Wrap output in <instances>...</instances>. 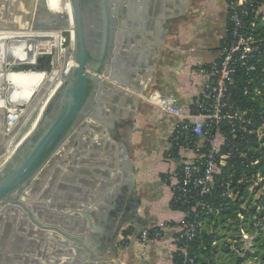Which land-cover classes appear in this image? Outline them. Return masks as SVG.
<instances>
[{
  "label": "water",
  "instance_id": "95a60500",
  "mask_svg": "<svg viewBox=\"0 0 264 264\" xmlns=\"http://www.w3.org/2000/svg\"><path fill=\"white\" fill-rule=\"evenodd\" d=\"M69 2L70 14L49 11L42 0H0V28L63 30L66 43L71 30L73 45L64 56V62L70 56L73 59L72 66L63 73L61 86L35 129L0 169V264L94 261L86 245L88 232L93 230L92 221L100 218L99 211L112 210L122 182L119 151L114 147L119 141L113 133L115 113L107 116L105 110H113L115 104L129 98L119 85L130 86L133 76L141 74L137 70L150 56L143 40L153 42L158 38L166 6L170 4L177 10V3H184L106 1L107 16L110 12L119 15L120 26L113 44L110 27L106 28L104 58L91 64L93 56L79 0ZM129 19L133 27L127 24ZM152 22L154 27L146 34L145 28ZM52 58V53L42 52L34 65H13L19 61L9 55L7 64L17 71H43L50 70ZM38 111L36 108L27 119L21 136L30 130ZM4 120L2 112L0 127Z\"/></svg>",
  "mask_w": 264,
  "mask_h": 264
},
{
  "label": "built area",
  "instance_id": "2783aa9c",
  "mask_svg": "<svg viewBox=\"0 0 264 264\" xmlns=\"http://www.w3.org/2000/svg\"><path fill=\"white\" fill-rule=\"evenodd\" d=\"M227 11L230 27L220 58L200 69L207 82L192 106L179 107L156 92L143 96L180 119L168 155L177 153L181 165L166 181L184 216L177 224L159 221L136 237L144 250L165 231L175 230L171 264H196L193 243L205 227L204 217L219 214L232 201H241L237 234L222 246L244 258L239 264L254 253L264 228V0H228ZM21 117L16 114L9 123L17 124ZM199 138L204 142L198 143ZM133 238L128 233L122 246Z\"/></svg>",
  "mask_w": 264,
  "mask_h": 264
},
{
  "label": "crops",
  "instance_id": "0c3cea01",
  "mask_svg": "<svg viewBox=\"0 0 264 264\" xmlns=\"http://www.w3.org/2000/svg\"><path fill=\"white\" fill-rule=\"evenodd\" d=\"M183 2L177 3V10L170 4L166 6L155 41L143 40L150 56L142 68H136L143 75L133 76L134 83L129 84L138 90L119 85L129 98L115 104L113 110H105L107 116L115 113L113 133L119 141L114 147L119 151L122 182L112 210L102 209L98 212L100 218L92 221L86 245L94 261L87 264H171L175 230L165 231L160 240L144 250L136 237L159 221L177 224L184 216L180 208L172 206L173 190L166 181L181 165L177 155H168L180 119L162 113L143 98L139 89L145 94L156 92L171 97L177 106L190 108L207 82L200 69L220 58L222 40L230 27L228 0ZM153 27L154 22L149 23L144 32L149 34L147 29ZM202 142L204 139L199 138L198 143ZM128 233L134 238L124 247L122 241Z\"/></svg>",
  "mask_w": 264,
  "mask_h": 264
},
{
  "label": "flooded vegetation",
  "instance_id": "af4514ba",
  "mask_svg": "<svg viewBox=\"0 0 264 264\" xmlns=\"http://www.w3.org/2000/svg\"><path fill=\"white\" fill-rule=\"evenodd\" d=\"M106 1L109 4L111 3V1H114L113 3L117 2V0H79L82 25L93 56L91 64H96L98 60L100 61L104 58L106 28H108V26L110 27L111 43L113 44L116 31L120 26L119 15L110 12V17L107 16L104 8V6L106 5ZM42 2L46 9L55 11L57 13L66 11L68 9V0H42ZM67 13L69 12L67 11ZM60 22L62 23L63 20ZM108 22L110 23L109 25H107ZM69 23L71 24V18ZM127 24L133 27V20L129 19ZM38 32L44 33V35L46 36L44 39H47L43 42H40V39L38 40V50L40 53H42L40 51V45H50V40L54 41L53 45L49 46V48L51 47V50L46 51L47 53H52L53 55L52 65L50 70L30 71L21 75H19V72H17L18 74H15L16 81L22 85V89H18L19 92H21L22 96L27 97L28 99L26 106L22 107L24 109V113L26 114L23 126L25 125L27 119L31 116L33 111L36 108L39 109L38 115L35 121L32 123L30 130L22 136L20 135L19 131L16 132L14 140H16L17 142H21L24 138H26L28 133L37 124L39 118L44 113L45 108L47 107L49 101L51 100L57 89L61 86L63 80L60 75H62L67 68V62H64V56L66 54V51L72 49L71 30L68 31L69 38L67 43V37L63 35L62 31L38 30ZM32 49V42H27V45L21 52L23 61H25L24 63H37V55L34 56ZM109 54H111V50L109 51ZM16 65H18V63H16ZM10 98L15 102L19 100L15 95H11ZM11 108L13 107H10L9 109ZM12 143L13 142H8V144L4 148H2L4 152L3 155L9 154L10 152L8 151L15 148L14 145H11Z\"/></svg>",
  "mask_w": 264,
  "mask_h": 264
},
{
  "label": "bare ground",
  "instance_id": "6f19581e",
  "mask_svg": "<svg viewBox=\"0 0 264 264\" xmlns=\"http://www.w3.org/2000/svg\"><path fill=\"white\" fill-rule=\"evenodd\" d=\"M67 11L69 12L68 14L71 13L69 0H68V9L66 11H61L58 13H67ZM52 12L57 13L55 11H52ZM38 30H51V29H35L32 26L26 29L0 28V114L2 113V111H4V109L8 110V113L10 114V116L12 115L16 116V114H20L21 116V113H22V117L19 120L18 124L15 126L14 129L12 130L10 129L11 131L9 133L7 132L5 133L0 128V143L2 141H8L9 143L13 142L11 145H14L15 147L13 148L14 150L10 149L8 151L10 153L6 155H3L4 152L2 150V147H0V169L5 165V163L11 157V155L17 150L19 145L32 133V131L35 129V127L37 126L41 118V117L39 118L37 124L31 129V131L28 133L26 138H24L21 142H17L16 140H14V134L17 131L20 132L23 127L26 114L24 113V109L22 107L26 106L28 102L27 97L22 96L21 92H19L18 90V88L20 89L22 85L16 81L15 79L16 75L14 73H17V72L27 73V72L35 71V70L17 71L16 69H14V66L12 68H9L7 64V58L9 57V55H11L14 61L15 60L19 61V62H16L18 63V65L23 64V62L25 61H23V56H21V52L27 45V42H32L33 54L34 56L37 55L36 57L38 58L39 56L38 55V52H39L38 50L39 41L38 40L40 39L41 40L40 42L47 40V39H44L46 37L44 33H40L38 32ZM59 31H62L63 35L66 37L65 31L63 30H59ZM71 47L73 48V45H71ZM72 59H73L72 56H70L67 62L66 70L72 66ZM16 63L13 65H16ZM32 65H34V63H32ZM60 76L63 80V74ZM17 84L21 86H18ZM11 95H15L16 97H18L19 100L17 102L12 101L10 98ZM10 107H13V108L9 109Z\"/></svg>",
  "mask_w": 264,
  "mask_h": 264
},
{
  "label": "trees",
  "instance_id": "16d2710c",
  "mask_svg": "<svg viewBox=\"0 0 264 264\" xmlns=\"http://www.w3.org/2000/svg\"><path fill=\"white\" fill-rule=\"evenodd\" d=\"M1 143H3L1 147L4 148L8 144V141H2ZM176 154L177 153L174 152V155ZM226 171L227 169L224 170L225 173ZM216 196L219 197V194H216ZM222 202H225V201H222ZM240 202L239 200L232 201L228 205L226 206L224 205L219 214L204 217L205 225H207V227L203 228L202 232L199 234L196 241L193 243L192 252L197 257L196 264H219V259L217 257V254L220 251H222L223 253L231 252L228 249V247H223L222 248L223 250H221L219 245L213 244V241H218L217 239L220 236L216 232V230L210 229V227L213 226L215 228L219 223H223V222H228L229 224L232 223L235 226H237L239 223L237 219V209H238V205ZM172 206L174 208H178L174 200L172 201ZM261 217L264 218V208L261 209L260 218ZM263 223H264V220H263ZM263 234H264V228L261 230L260 235L255 241L254 253L249 254L246 257V258H250V257L256 258L257 261L260 262V264H264V236ZM235 260H236V263L239 264L240 262L244 261V258L235 256ZM220 264H224L223 261H221Z\"/></svg>",
  "mask_w": 264,
  "mask_h": 264
},
{
  "label": "rangeland",
  "instance_id": "374dc122",
  "mask_svg": "<svg viewBox=\"0 0 264 264\" xmlns=\"http://www.w3.org/2000/svg\"><path fill=\"white\" fill-rule=\"evenodd\" d=\"M53 42L54 41L50 40V45H53ZM50 45H40V51L41 52H46L47 50H51V47L49 48ZM23 64H27V63L23 62ZM29 65H31V64H29ZM23 73L24 72L19 73V75H21ZM14 74H17V73H14ZM17 85L21 86L19 84H17ZM16 88H18V87H16ZM20 89H21V87H20ZM2 112L6 116H5V120H4V125L1 126L0 128L5 133L6 132H10L12 129L15 128V126L18 123L17 124H10L9 120L13 119L12 117H14V116L13 115L10 116V114L8 113L7 109H4V111H2ZM2 144L3 143H0V147H1ZM205 227H207V225H205ZM210 229L216 230V232L219 234L220 237L217 240H218L219 247H220L221 250H223L222 248L225 247V246H222V244L227 240V238L232 236V235L235 236L237 234L236 226L234 224H232V223L229 224L228 222L219 223L215 228L213 226H211ZM252 231L253 230L250 229V232H252ZM263 236H264V234H263ZM226 253H223L222 251H220L217 254V257L219 259V264H220L221 261H223L224 264H237L236 260H235V256L236 257H238V256L236 255L235 251L228 252L227 254ZM246 264H260V262L257 261L256 258L250 257V258H247Z\"/></svg>",
  "mask_w": 264,
  "mask_h": 264
}]
</instances>
